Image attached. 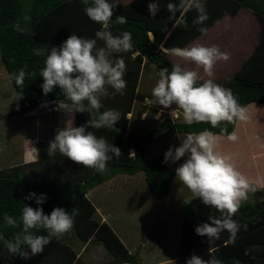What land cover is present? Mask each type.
Wrapping results in <instances>:
<instances>
[{
    "label": "trees",
    "instance_id": "obj_1",
    "mask_svg": "<svg viewBox=\"0 0 264 264\" xmlns=\"http://www.w3.org/2000/svg\"><path fill=\"white\" fill-rule=\"evenodd\" d=\"M150 2L154 0L120 2L114 10L111 31L114 35L129 32L135 55L133 52L121 54L126 63V89L123 95H112L114 90L108 88L110 95L102 98L100 111L117 110L121 113V120L113 128L88 129L97 138L103 137L109 144L119 147L122 155L118 158L113 156L107 162V170L98 173L73 163L59 153L49 157L46 152L49 142L38 139L34 161L0 169V233L5 238L10 239L14 233L22 230V226L5 227L4 214L18 219L25 205L34 209L42 207L46 215L57 207L69 213L75 208L78 214L71 231L78 240L82 243L92 240L102 246L109 256L106 264H137L136 256L125 248L110 225L95 217V208L86 194L115 174L142 172L150 195L164 198L170 191L174 172L169 164L163 162L164 155L146 157L147 145L154 139L174 133H198L205 129L220 133V128L213 129L209 124L189 126L184 121L169 118L158 121L153 129L137 133L128 128L127 116L132 112L143 59L159 69L168 68L171 71L172 64L162 48L184 47L200 33L198 28H206L220 15H234L239 7L248 9L255 16L259 24L257 40L232 75L218 84L231 89L242 106L251 102L264 105V0H203L208 20L199 25L193 23L199 15L195 8L178 11L175 15L167 11L169 2L178 4L179 0H159L160 11L155 17L148 12ZM84 7L83 0H0V63L8 78L21 68H25L29 74L22 89L9 79L16 96L20 91L23 94L22 99L17 98V113L23 114L44 101L55 103L65 99L58 86L47 96L43 94L40 70L46 57L37 56L33 50L45 45L49 48L59 47L72 34L85 39L95 38V32L101 26L86 16ZM26 15L30 17L27 22L23 20ZM118 16H125L127 23H117ZM18 21L20 29L27 28L28 31L17 30L15 25ZM97 46L102 47L103 42L98 41ZM33 72L34 76L31 75ZM89 118L94 117H89L87 113H76L73 126L80 127ZM234 125L224 123L220 127H226L229 134ZM156 132L159 134L156 135ZM130 148L132 154L129 153ZM23 167H27V170ZM33 192L37 196L45 194L46 202L38 206L35 200H25ZM220 216L221 213L204 205L197 197L184 200L176 257L171 264H186L193 253L205 261L215 259L218 264H264V198L241 202L233 217L240 226L234 239L227 231L221 232L218 239L211 240L195 233L197 226L210 223V217ZM247 229L250 230L248 233ZM36 234L46 235V232L39 230ZM0 251L3 252L0 264H87L64 236L53 239L41 254L27 260L8 254L2 247Z\"/></svg>",
    "mask_w": 264,
    "mask_h": 264
},
{
    "label": "clouds",
    "instance_id": "obj_2",
    "mask_svg": "<svg viewBox=\"0 0 264 264\" xmlns=\"http://www.w3.org/2000/svg\"><path fill=\"white\" fill-rule=\"evenodd\" d=\"M83 3L86 16L101 26L95 32V38L85 39L72 34L59 47L49 48L45 45L33 51L37 56L46 57L44 67L40 70L43 94L47 96L58 86L65 99L55 102L56 110L72 117L66 121L64 128L57 130L54 139L49 141L47 155L53 157L59 153L77 165L104 173L107 162L113 156L118 158L122 155L121 149L109 144L103 137L97 138L88 129L113 128L121 120V113L117 110L101 112V100L110 95L108 88L114 90L112 95L124 94L127 86L124 79L126 63L121 54L133 52L135 55V52L129 32L114 35L110 28L114 10L120 5L119 0H83ZM193 8L199 14L193 21L194 25L204 24L208 15L203 0H179L178 4H167V11L173 15ZM159 11V0L148 4V12L152 17ZM23 20L27 22L30 17L26 15ZM116 22L125 24L127 19L125 16H118ZM15 27L22 32L28 31L27 28L20 29L19 21ZM197 30L206 32L204 27ZM98 41L103 42L102 47L97 46ZM163 52L193 67L173 63L171 71L168 68L160 69L151 98L146 96L144 103L149 107L158 106L161 113L170 109L172 117L177 113L182 114L183 121L189 126L203 123L209 124L213 129L220 128L219 134L208 129L198 133H178L180 146H170L164 154L163 162L176 164L184 158L183 163L175 168L176 181L204 205L221 213L219 218L210 217V223L197 226L195 233L211 240L218 239L221 232L227 231L234 239L240 226L233 217L241 202L247 200L248 193L254 192L255 188L234 167L231 157L221 154L217 147L222 139L229 142L238 139L235 132L227 134V128L220 126L224 123L248 122L249 108L238 102V97L231 89L214 82L215 64L229 59L228 54L221 52L218 46L172 47L163 49ZM197 69H202L204 75ZM27 75L26 69L21 68L10 74L9 79L14 80L16 86L22 89ZM31 75L34 76L35 73ZM17 98H23L22 91L17 93ZM76 113H87L94 118H89L80 127H74ZM33 151L37 152V149L33 148ZM25 200H35L40 206L46 202L47 196H37L33 192ZM77 214L75 208L69 213L64 208L57 207L46 215L42 207L34 209L25 205L18 219L4 214L5 227L22 226V230L14 233L10 239L0 233V247L15 257L30 259L41 254L53 239H60L71 231ZM39 230H44L46 235H37ZM2 255L3 252L0 251V256ZM186 264H218V261H205L193 253Z\"/></svg>",
    "mask_w": 264,
    "mask_h": 264
},
{
    "label": "rangeland",
    "instance_id": "obj_3",
    "mask_svg": "<svg viewBox=\"0 0 264 264\" xmlns=\"http://www.w3.org/2000/svg\"><path fill=\"white\" fill-rule=\"evenodd\" d=\"M250 22H252L251 34L255 36L257 26L251 16ZM236 27H238L236 33L238 29L244 30V28L237 26V24ZM168 59L172 60L170 57ZM159 70L154 64L143 59L136 87L135 102L132 106V112L128 117V128L131 131L137 133L146 132L149 129H153L157 122L163 118H169L173 121H183L182 114L180 113L172 117L170 115V109H165L161 113L158 106L149 107L144 103L146 96L151 98V91L158 79ZM226 73H228V69ZM16 102L18 105L15 91L4 67L0 63V115L4 116L0 117V146L2 147L4 145L5 149L10 150L3 157L0 156V162L4 166L19 163L15 160L20 158L17 152H20L19 149L22 148L21 143L24 133L22 132L23 126L21 124L25 125L24 129L26 131L29 129L26 132L28 134L32 133L30 130L34 127L32 122L34 117L28 118L27 115H24L20 119V113L7 117L12 111H17V108H14ZM52 107L56 108L55 105L51 104ZM44 108H47V106L44 105ZM43 112L45 113L44 109ZM52 112L53 114H50L47 111L44 115L54 117L55 121L56 117L54 114L59 117L61 111L57 110ZM158 113L159 117L157 118ZM262 115L260 114L261 117H263ZM258 117L255 119H258ZM48 118L50 119V117ZM260 123H263V119H261ZM260 123L256 120L255 128L259 127ZM232 132H235L238 137L235 141L236 143L244 140L246 137V134L242 132L241 122L235 123ZM157 134L159 132H156ZM177 134L161 136L152 140L146 147L145 156L153 157L164 155L170 146H180L181 141L178 139ZM37 137L48 141L47 129L42 128ZM261 137H263L262 133L258 136L257 131H254L253 140H257V138L261 139ZM246 139H248V135ZM235 142H229L226 139H222L219 142V144H222L219 149L226 152L223 155H227L228 144L232 145ZM0 153H2L1 150ZM234 155L233 153L231 154V156ZM183 159L176 164H169V167L174 172V179L168 195L164 198L158 199L150 195L145 185L142 172L129 175L115 174L109 180L94 186L87 193L88 198L96 205L97 214L95 217L98 219L103 216L105 217L128 251L136 256L137 264H171V260L176 255L182 204L184 200L193 196L187 188L183 187L175 179V168L183 163ZM26 169L24 168V170ZM23 176L25 177V175ZM105 211H107V214ZM64 237L71 243L73 249L79 254L80 259H83L87 264H106L109 261V256L103 247L94 243L92 240L82 243L75 237L72 231L66 233Z\"/></svg>",
    "mask_w": 264,
    "mask_h": 264
},
{
    "label": "crops",
    "instance_id": "obj_4",
    "mask_svg": "<svg viewBox=\"0 0 264 264\" xmlns=\"http://www.w3.org/2000/svg\"><path fill=\"white\" fill-rule=\"evenodd\" d=\"M128 1H131V0H122L119 2L125 3ZM250 16L252 20H254V23H256V26H257L255 30L256 31L255 36H252L253 34H251L252 22H250ZM235 23L237 24V26L244 28V30L238 29V32L236 33L238 27H236ZM258 30H259V24L255 16L248 9L244 7H239L234 15H229V14L220 15L216 20L212 22V24L206 27V32L204 33L200 32L189 43H187L182 48L190 47L193 45H203L206 47H211L215 45L219 47L221 52L227 53L229 56V59L227 61H223V60L218 61L215 64L214 69H213V72H214L213 79H214V82L218 84L220 80L229 78L232 75L233 71L238 67L240 62L251 52L257 40ZM148 35L151 38L150 32L148 33ZM163 49L165 48H162V50ZM168 57L172 58L173 61L169 60ZM166 58L169 60L171 64L180 62L182 66H185L188 68L193 67L192 65H186L185 62L181 61L179 58L171 57L169 55H166ZM227 69H228V73H226ZM197 71L199 72L201 71L200 74L202 76L204 75L202 69H197ZM205 79H207V77H205ZM134 102H135V98H134ZM51 104L56 106V103H52L50 101L41 102L34 108L21 114V117L19 116L20 119L24 115H27L28 118L34 117V120L32 121L34 124V127L33 128L31 127L32 130H30L34 134L32 135V133L31 134L26 133L29 129H27L26 131L24 129L25 125L21 124V126H23L22 132L24 133V136L22 137V143H21L22 148L19 149L20 152H17L20 158L15 160V161H18L19 163L12 164V165L7 164L6 166H4V164L0 162V169L10 168L15 165H22V164L34 161L37 155H36V152L33 151V148L36 149V141L38 139L43 140L42 138L37 137L40 133V130L42 128L47 129V136L50 138V139L47 138V140L49 142L54 139L57 130L64 128L66 121L69 119H72V117H70L68 114L62 111H61V115L63 116L60 115L58 117L56 114H54V116L56 117L55 121H54V117L49 116V115H44L46 114L47 111H49L50 114H53L52 111H57L56 109L51 108ZM44 105L47 106V108H44ZM245 106L249 108V115L251 116L248 122H243V123L241 122L242 132L246 134V137L244 138V140H240L237 143L235 142L232 145L228 144L227 156L231 157V163L234 165V167L238 171H240L243 175H245L248 178L251 185L255 188L254 192L248 193L247 200L250 199L251 201V200H254L255 198H259V199L264 198V105L251 102V103L246 104ZM14 108L18 109L17 102L15 103ZM42 108L45 110V113L43 112ZM12 112L9 113L7 117H9V115H12V114H18L16 111H12ZM129 114L128 116L127 115L126 116L129 117ZM260 114H263L262 115L263 117H261ZM256 115L259 116L258 119H255L257 117ZM2 116L3 115H0V117ZM45 117L47 118L45 119ZM48 117H50V119ZM261 119H263V123H260ZM256 120L259 121L260 126L255 128ZM48 131L50 132L48 133ZM254 131H257L258 136H260L262 133L263 137H261V139L257 138V140H253ZM247 135H248V139H246ZM221 145L222 144H218L217 150L221 154H224V153L226 154V152H224L222 149H219ZM0 150L2 151V153H0L1 157H3L4 154L9 153L10 151L9 149H5L4 145H2ZM232 153L233 155L234 154H238V155L231 156ZM90 201L95 208V215H96L97 214L96 205L94 204L92 200ZM105 212L107 214V211ZM99 219L100 221L107 222L104 216ZM109 225L111 227V224ZM246 231L248 233L250 230L247 229ZM175 257L171 261L175 260Z\"/></svg>",
    "mask_w": 264,
    "mask_h": 264
},
{
    "label": "built area",
    "instance_id": "obj_5",
    "mask_svg": "<svg viewBox=\"0 0 264 264\" xmlns=\"http://www.w3.org/2000/svg\"><path fill=\"white\" fill-rule=\"evenodd\" d=\"M53 109H56L55 107H52ZM129 153L132 154L131 148L129 149Z\"/></svg>",
    "mask_w": 264,
    "mask_h": 264
}]
</instances>
